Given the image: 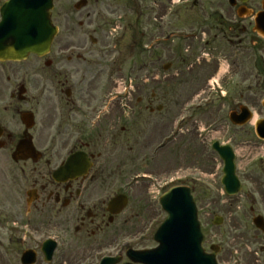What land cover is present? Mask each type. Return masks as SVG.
Segmentation results:
<instances>
[{
	"label": "flooded vegetation",
	"instance_id": "flooded-vegetation-1",
	"mask_svg": "<svg viewBox=\"0 0 264 264\" xmlns=\"http://www.w3.org/2000/svg\"><path fill=\"white\" fill-rule=\"evenodd\" d=\"M4 1L0 0V9ZM111 1L113 19L108 20L100 0H67L59 14L60 33L47 55L0 60V264H24L25 259L30 264H70L72 244H96L109 237L130 203V193L118 188L120 144H138V134L146 128L142 148L150 146L164 124L159 116L163 106L153 104L166 94L165 73L177 65L174 76L183 74L179 65L189 61L183 57V48L206 49L215 63L213 73L192 90L200 98L206 96L195 113L218 109L238 117L241 106L254 109L249 98L264 93V0ZM111 34V46L120 48L128 40L143 50L142 95H134L131 80L130 90L119 96L122 61L109 49ZM161 48L174 50L171 62H164L163 52L152 57L151 51ZM245 56L254 57L252 73L241 70ZM160 65L162 69L156 68ZM185 65L193 71L202 61ZM222 66H228L225 73L230 76L224 81L219 72ZM151 80L159 81V93H150ZM175 85L179 86L176 80ZM216 103L219 106L214 108ZM228 123L239 137L220 143L234 150L242 189L233 198L221 192L217 197L223 209H242L246 219L254 225L259 218L264 228V161L243 164L247 125L239 127L223 117L218 127ZM207 127L201 131L214 136V120ZM208 141V136L202 138L204 150L219 160L214 140ZM134 152L130 147L129 153ZM119 196H126L128 204L118 213L120 204L115 200ZM211 212V225L221 227L225 218L221 216L218 226L220 215L214 209ZM248 231L241 236L252 239ZM255 231L259 253L264 254V229L255 227ZM46 234L58 237L51 262L39 245ZM74 237L80 241L73 242ZM110 237L108 244L103 241L102 250L113 248Z\"/></svg>",
	"mask_w": 264,
	"mask_h": 264
},
{
	"label": "rangeland",
	"instance_id": "rangeland-1",
	"mask_svg": "<svg viewBox=\"0 0 264 264\" xmlns=\"http://www.w3.org/2000/svg\"><path fill=\"white\" fill-rule=\"evenodd\" d=\"M205 3L206 1H204ZM66 4L67 0H55L54 22L56 24H59V19L61 18L59 14ZM100 4L103 6L107 19H113L112 1L100 0ZM104 27L111 32L109 26ZM57 40H62V32ZM112 40L113 35L111 34L108 39V43L110 44L109 49H111ZM181 51L184 58H187L190 62L200 59L202 65L199 68L195 66L194 70L190 71L185 65L189 64L188 61L184 65H179V67H182V75L180 74L178 77L174 76L177 65L172 66L165 73L167 79L164 81L166 83V94H163L164 97L158 98L153 104L154 108H157L158 105L163 106L161 113H159L160 119L163 120L161 123H164L159 128L160 132H156L150 146L145 149L142 148V144L145 143L146 128L145 130L144 128L143 130L140 128L141 132L138 134V144L134 142L128 145H125V143L120 144L118 152L120 163L118 188L120 192H125L127 195L130 193L129 206L120 215L118 221H116L108 238L104 237L96 244L93 241L81 242L79 243L80 245H75L76 243L72 244L70 264L78 261H83V264L95 263L97 258L108 253L106 249L102 250L101 247L104 246L105 240H108L106 244L111 241L110 236H113L114 245L112 249L108 250H111L112 253L117 249L116 251H121L125 255V247H133L139 250L154 248L156 246L153 240L154 234L167 216L162 211L159 203L151 199L149 189L153 184L164 187V183L172 179H175V184H184L195 189L199 217L206 236L205 247L207 250H209L211 244H221L222 253L219 259L224 264H264V254L259 253L260 247L257 246L254 240L255 233L257 232L254 225L250 222L251 220L246 219L244 216L245 212L242 209L235 211L232 208L228 211L222 208L223 203L217 197L220 192H218L219 190L216 185V181H219L221 176V171L219 170L221 163L219 160L208 156L202 143L204 136L209 137L208 143L214 139L230 142V140L235 141L239 137L237 133L232 131V126L229 123L226 126L218 127V122L223 117L228 120V112L222 113L218 109H214L211 113L208 110L195 113L194 110L206 96L200 98L199 95L192 93V90L213 73L215 63L210 56L209 58L205 57L209 53L206 49L191 47L183 48ZM159 52L166 54L164 58L165 63L171 62L170 56H173L171 53L174 50L165 48L153 49L151 51L152 57L156 58ZM250 54L254 55V53ZM245 55L249 54L245 53ZM112 56H118L122 61H120L121 64L118 67L120 94H125L123 92L124 88L132 80L134 95H142L144 90L143 60H145L143 50L132 46L130 41L128 42L127 40L119 50L117 49V52L112 53ZM175 57L178 58L177 56ZM253 60V56H245L244 65L241 66V70H244L247 74L252 73L254 70V66L252 65ZM173 62L176 63L175 59ZM162 67L160 65L156 68L162 69ZM215 75L217 76V74ZM220 77L224 81L226 77L229 78L230 76L227 72V74ZM175 80L179 86H174ZM223 85V89L227 90V85ZM208 87H210L209 83L206 88ZM158 90L159 81L151 80L150 93L152 91L159 93ZM263 100L264 93L259 92L255 97L252 96L248 99V102L254 107V117L259 119L264 116V109L261 106ZM121 103L119 101L120 106ZM202 104H207V102L203 101ZM124 105H126L125 102H123ZM213 105L214 108L215 105L219 106L218 103ZM213 120L215 128L214 136L211 132L206 131V133H203L201 128H208L207 124ZM245 128L246 143L245 147L243 146L244 151L241 152L243 156L241 160L245 165L253 161L252 165H254L258 163V159H262L260 158L261 156L257 157L261 153L258 148H262L264 144L256 138L253 125H247ZM179 129H182L181 132ZM202 133L204 136L201 135ZM159 144L165 145V148L161 152L157 150V145ZM130 147L135 149L133 154L129 153ZM254 147H257V149ZM139 153L142 154L140 159L137 158V154ZM122 162H125L126 165L122 164ZM131 174H145L151 178H146L145 180L135 179ZM261 175L263 180L264 172ZM127 181L129 183L128 186H126ZM214 196L215 198L212 199ZM213 202L216 203L212 205ZM212 209H214L213 213L225 218V222H223L221 227H213L211 225ZM239 221L241 223L238 224L237 222ZM245 231L250 233L252 239H249L247 235L245 237L241 236ZM72 240L73 242L80 241L78 237H74Z\"/></svg>",
	"mask_w": 264,
	"mask_h": 264
},
{
	"label": "water",
	"instance_id": "water-1",
	"mask_svg": "<svg viewBox=\"0 0 264 264\" xmlns=\"http://www.w3.org/2000/svg\"><path fill=\"white\" fill-rule=\"evenodd\" d=\"M54 0H11L1 9L0 59L21 60L30 54L49 52L58 33L51 20ZM257 133L264 138V120L257 125ZM226 160V189L237 193L240 183L235 173L234 157L229 150L220 149ZM228 154V156H227ZM125 206L126 202L120 199ZM169 217L155 236L160 246L135 254V261L144 264H218L216 253L207 255L204 236L198 220L197 207L191 189L176 187L161 199Z\"/></svg>",
	"mask_w": 264,
	"mask_h": 264
}]
</instances>
